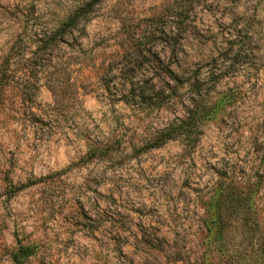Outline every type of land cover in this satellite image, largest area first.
<instances>
[{"label":"rangeland","instance_id":"obj_1","mask_svg":"<svg viewBox=\"0 0 264 264\" xmlns=\"http://www.w3.org/2000/svg\"><path fill=\"white\" fill-rule=\"evenodd\" d=\"M182 1L0 0V66L22 39L0 95V264L20 246L22 264L263 263L254 229L231 230L221 254L205 223L227 211L222 193L250 195L264 237V0H184L172 31ZM197 90L237 95L196 142L146 149ZM85 136L118 142L88 159Z\"/></svg>","mask_w":264,"mask_h":264},{"label":"trees","instance_id":"obj_2","mask_svg":"<svg viewBox=\"0 0 264 264\" xmlns=\"http://www.w3.org/2000/svg\"><path fill=\"white\" fill-rule=\"evenodd\" d=\"M186 1L174 2L169 9L173 13V17L175 19L172 31H179L183 29V25L185 21L188 19L187 6ZM88 7V6H87ZM87 7H78L75 10V13L66 20L65 23L60 24L59 30H53L48 32V34H44L43 37H40L38 40L37 50L33 53V58L31 61H34V56L43 51L51 50L52 47L56 44L62 34L68 33L71 29L76 27L83 17H86ZM22 39L15 43V45L11 48L7 57L3 60L0 66V95L3 91L13 82L12 73L10 70L12 55L16 51V49L20 50ZM36 65V64H35ZM39 65L37 64L35 69H37ZM41 75L46 74V70L41 69ZM55 83V80H53ZM53 92L56 97V105L64 106V101L61 98V88L59 86H52ZM200 90V89H199ZM197 90L196 94L198 95L197 99H192L190 103V107L188 108L186 117L184 119H178L177 121L167 125L164 129L158 131L153 140L149 143L148 148L146 149H156L164 146L165 144L176 141L183 140L186 142H196V138L202 134V127L205 123L210 120L211 115L214 114L217 109L221 107L231 104L237 92L228 91L222 94H219V98L214 102H204L201 100V94ZM85 142L89 151L87 153L88 159H95L97 157H106L110 154V151L117 144V140H108L105 143H101L95 139L90 138L89 136H85ZM250 189L253 188V184H249ZM252 192V191H251ZM242 193V192H241ZM230 193L228 195L221 194L219 200L217 201L219 206H227L226 212H218L211 215L205 225L208 232V238L210 242L217 246L218 251L221 254H224V249L226 248V239L231 230H238L243 227H249L254 229L258 234L257 242L261 249V255L263 256L264 264V237L262 232L260 231V221L258 219V214L253 212H247L250 208L248 203H250V195L242 196L240 193L234 198H230ZM231 222V224H230ZM230 224V225H229ZM240 232V231H239ZM33 254V249L30 247L20 246L18 250L13 254V261L15 264H22V262L30 257ZM229 264H236L235 262H231Z\"/></svg>","mask_w":264,"mask_h":264}]
</instances>
